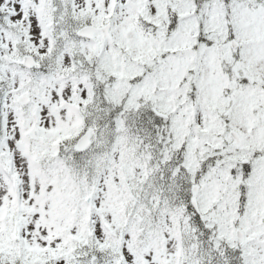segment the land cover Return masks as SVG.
<instances>
[{
    "label": "snow or ice",
    "instance_id": "6c2138e0",
    "mask_svg": "<svg viewBox=\"0 0 264 264\" xmlns=\"http://www.w3.org/2000/svg\"><path fill=\"white\" fill-rule=\"evenodd\" d=\"M0 264H264V0H0Z\"/></svg>",
    "mask_w": 264,
    "mask_h": 264
}]
</instances>
